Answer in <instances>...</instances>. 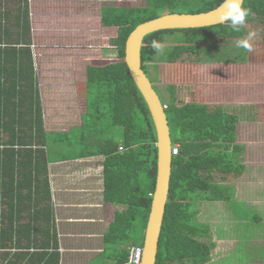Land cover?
Listing matches in <instances>:
<instances>
[{
    "label": "trees",
    "instance_id": "1",
    "mask_svg": "<svg viewBox=\"0 0 264 264\" xmlns=\"http://www.w3.org/2000/svg\"><path fill=\"white\" fill-rule=\"evenodd\" d=\"M7 1L10 0H0V264H59L57 235L40 230V222H50L52 216L45 150L55 138L43 128L30 48L29 12L19 9L13 15V8L5 6ZM142 2V6L107 5L101 8V26L116 28L115 37L110 39L116 59L85 69V88L93 102L89 101L83 128L90 134L106 131L121 137L120 141L114 135L106 140L100 138L92 152L104 157L103 198L122 206L102 239L105 246H113L111 254L108 249L104 251L114 264H129L126 247L143 245L157 168L156 136L151 116L124 61L126 39L140 23L165 13L205 12L219 6L222 0ZM180 5L182 8L177 9ZM244 6L251 14L240 32L233 31L227 24H217L159 30L143 38L141 68L146 75L152 68L156 78L157 54L150 47L151 41L156 39L163 43L166 35L179 34V43L166 54V67L160 79L168 88L170 101L159 97L161 103L167 105L164 111L170 137L172 144H178L179 153L172 156L156 264H191L208 259V245L195 239L198 230L204 231L206 226L195 221L196 212L189 203L194 197L209 198L210 184L199 176L198 171L203 168L243 171L242 166L229 162L227 154L210 150L216 142H207L208 139L232 142L223 136L224 133L233 135L224 124L235 118L219 110L209 113L201 103L178 102L177 88H181V78L189 80L187 70L182 69L178 76L170 78L169 83L167 74L170 70L167 69H173L171 63L175 60L189 61L199 53V44L206 39H238L254 33L252 43L264 44V0H244ZM149 80L155 89L152 79ZM120 146L122 150H119Z\"/></svg>",
    "mask_w": 264,
    "mask_h": 264
},
{
    "label": "crops",
    "instance_id": "2",
    "mask_svg": "<svg viewBox=\"0 0 264 264\" xmlns=\"http://www.w3.org/2000/svg\"><path fill=\"white\" fill-rule=\"evenodd\" d=\"M5 3V6L13 8L11 10L13 15L19 9L20 11L26 10L29 12V21L32 20L31 0H10ZM100 18L101 15L99 16V22ZM178 35H168L169 38H174L171 49L176 43H179ZM32 37L34 35L31 32ZM238 39L228 38L219 41L206 39L199 44V53L193 55L189 61L183 62L186 64L201 65L198 67L200 72L197 70L192 73L189 70L187 71L189 80H195L198 88H177V94L181 92L183 95V98L177 96V101L201 103L205 105L209 113H214L216 110H219L226 116L235 118L233 122L229 121L224 124L226 129L233 131V135L224 133L223 136L232 139V142L226 141L229 142L226 143L210 139L207 142H216V146L213 145L210 150L227 154L229 162L242 166L243 171L225 172L214 168L200 169L198 171L199 176L210 184V190L207 195L209 198L194 197L189 200V203L193 205V209L196 212L195 221L197 223H199L196 217L198 213L197 206L201 202L203 204L207 203L210 211H212V207H218L220 205H224L225 212L230 208L231 214L229 216L225 215L223 218L227 220L225 222L229 225L231 224L229 221H236L237 223L234 225H240V249L243 254L251 251L252 255L250 257L247 255L246 259L245 257L242 259L235 258L233 262L223 261L228 252L225 250L226 245L221 244L222 237L219 234L215 236L218 239H213L209 233L208 225L199 223L205 225L206 229L204 231L198 230L195 239L205 242L208 245L209 254L207 256L208 259L191 264H254L256 258L261 259L264 256V249L261 245L253 244V247H250L248 251L244 240L249 239L251 236L254 238L258 236L259 232H264V190H261L259 184H253L254 181L250 183L252 176L248 167V164H253L255 160H258L259 155H264V146L260 145L258 140L260 128L264 129V118H262L263 121H261V118L258 119L257 116L262 112L259 106H254V104H258L260 100L264 99V88H254V82L252 83L251 79L242 77V74L246 71L247 52L242 49L237 50L235 41ZM34 43L35 41L32 38L30 48L33 54V65L40 105H42L43 128L45 132L52 133L55 138L51 142V148L49 149L48 147L45 150L48 160L46 177L48 180L50 193L49 205L52 216L50 222H40V230L49 231L57 235L59 244L58 251L60 253L59 264H77L76 261L66 262L64 260V253L68 250L63 246V238H75L79 236L101 238L100 246L98 247L85 245L70 249L72 252L81 254L84 252L90 253V255H87L89 260L85 263L79 262V264H114V261L110 260L104 251V249H108L109 254L113 246H105L102 239L109 224L113 221L115 213L122 206L105 201L103 198L104 157L101 154L93 155L94 153H92L96 150L93 146H98V140L100 138L106 140L108 136H113L114 134L110 132L106 133V131H100L101 134L97 131L91 132L90 134V131L88 132L82 126L84 117L87 114V107L89 108V101L93 102V98L89 96L90 94H88L87 88H85L86 68L82 70L83 73H76V71H80V62L84 60L83 48H80L78 45H71V47L65 48L69 49V52H66L69 67L65 68L68 70L66 71L67 74L64 77H60L61 83H59L54 81L55 79L52 76L54 73L50 74L54 70L50 61L46 60L43 65L44 68L42 69L38 66L34 55ZM108 43L110 45V40ZM252 44L254 49L255 46L258 48L261 47L264 53V44ZM112 47L115 48L114 46ZM215 49H219V51L213 57ZM229 49H233V51ZM104 51L106 55H110L109 53L112 56L114 55L113 50L107 49ZM258 56L259 54L255 57L254 63H256ZM114 57L116 59V55ZM260 58L264 59L262 56ZM113 59L104 57L98 60L96 58V63L102 62V64L91 63L86 65V67L89 65H105L112 62ZM70 62H76L75 66L73 65L74 68H72V64L70 66ZM171 64L176 73L175 68L182 64V61L178 59ZM223 68H229L230 71L235 70L237 75L232 77L233 79L237 78L239 81L236 82L237 86L246 83L245 85L247 87L253 88H244L243 86V88H222L229 83V79L223 74ZM180 71L176 73V76H178ZM74 72L76 76L73 74ZM41 73L46 75L48 80H50L49 82L47 81L48 84L54 85L55 88H40V80L43 78ZM219 74L221 75L220 77L218 76ZM231 75L232 73L228 77H231ZM240 78L242 79L240 80ZM222 79H226V82L221 81ZM61 85L62 87H60ZM159 89L162 97L167 102L170 101L168 88ZM196 95L199 97L197 100H194V97H197ZM94 135L95 137H93ZM114 136L118 141L121 140L119 135ZM55 146L58 148H54ZM52 147L55 151H52ZM245 190L250 192V198L248 200L243 199ZM247 205L252 206L254 212L252 220L250 216L247 218V213H241L240 218L236 215L233 216L236 213V210L233 211L235 208ZM259 229L260 231L257 232ZM223 241L226 242V240ZM218 242L220 244H217ZM132 246L126 247L128 249V255ZM118 247L121 246L119 245Z\"/></svg>",
    "mask_w": 264,
    "mask_h": 264
},
{
    "label": "rangeland",
    "instance_id": "3",
    "mask_svg": "<svg viewBox=\"0 0 264 264\" xmlns=\"http://www.w3.org/2000/svg\"><path fill=\"white\" fill-rule=\"evenodd\" d=\"M143 2L142 0H31L32 20H30V23L32 27L31 32L34 35V37L32 38L35 41V43L33 44L34 55L38 66L40 67V69H42L44 68V62L46 60L50 61V64H52V66L54 67V70L51 71L50 74L54 73L52 75L53 79H55L54 81L61 83L60 77L66 76V71L68 70L65 68L69 67V62L67 60L68 56L66 55V52H69V49H65L66 47H71V45H78L80 48H83L84 60H80V71H76V73H83L82 70H84V68H86V65L88 64H102V62L96 63V58H98V60L99 58L104 57L115 59V49L109 45L108 41L116 35V28H104L101 26L99 22L101 8L107 5H115L118 7L142 6ZM179 8H182V5L177 7V9ZM169 36L166 35L163 40V44L165 45L164 53L157 54L155 57L156 78L153 77L155 76V72L152 68L150 71H148L149 76L147 75L149 79H152L155 91L161 97V99L163 97L159 88H165V86L162 82H160V79L163 77L164 74L162 73V71L166 67V54L171 49L172 41L174 39L169 38ZM107 49L113 50L114 55L112 56L111 53H109L110 55H106V52L104 50ZM229 50L233 51V49ZM262 50L263 49L261 47L258 48L257 46H255V49L253 48V51L251 53L246 54L247 65L245 70L247 72L244 71L242 77L251 79L252 83L254 82V88H264V59L260 58V56L264 58V53ZM218 51L219 49H215L213 57H215V53L218 54ZM258 54V59H256L257 61L256 63H254L253 61L255 60V57H257ZM75 63L70 62V66L72 64V68H74ZM200 66L201 65L197 64L194 65L182 63L176 66L175 69L176 73L182 69L187 71L189 70L192 73L196 70L200 72V70L198 69V67ZM157 69L158 71H160V73L157 72ZM223 69V74H225L224 76L229 79V83L228 85H226L225 87L223 86L222 88H253L247 87L245 85L246 83L237 86L236 82L239 81L237 80V78L233 79L232 77H235L237 75L235 73V70L230 71L229 68ZM167 70H170V74H167L165 71V73L169 77L167 78V80L170 83V78L176 77V73L171 68ZM231 73L232 78L228 77V75H230ZM73 74L75 75V72ZM41 75L43 78H41L40 80V88H55L54 85L48 84L50 80H48L46 75H44L43 73H41ZM218 76L220 77L221 75L219 74ZM241 79L242 78H240V80ZM181 81V88H198L197 84H195V80L191 81L181 78ZM221 81L226 82V79H222ZM70 83L72 82L70 81ZM60 87H62V85ZM177 96L183 98L181 92H178ZM198 97L199 96L194 97V100H197ZM254 106L260 107V111L262 113L259 114L257 117L258 119L261 118V121H263L262 118H264V99L260 100L258 104H254ZM258 134L259 143L260 145L264 146V129L260 128V132ZM50 148L51 146L49 147V149ZM54 148L58 147L55 146ZM54 148L52 147V151H55ZM248 165L249 171L251 172L252 176L250 183L254 181L253 184H259L261 190H264V155H259L258 160H255L253 164ZM257 170H259V172H257ZM244 194L245 195L243 199L248 200L250 198V192L248 190H245ZM197 208L198 213L196 217L198 219V222L208 225L209 233L211 234L212 238L218 239L215 236L220 234V237H222L223 240H226V242H224L223 240L221 241V244L226 245L225 250H227L226 252H228L226 253V257L223 259V261L233 262L235 258L242 259L243 257H245L246 259L247 255L248 257H250L252 255V252L249 251V249L250 247H253V244L261 245L264 249V232H259L258 236H255L254 238L250 234L251 237L249 236V239H244L246 242V248L249 252L244 254L242 253V250L240 249L241 238L239 237L241 230L240 225H234L237 223L236 221H229V223H231L229 225L225 222L227 220H224L223 218L225 217V215L229 216L231 214L230 208H228L225 212L224 205H220L218 207H212V211H210L208 204H203L202 202L199 203ZM235 210L236 213H234L233 216L236 215L240 218L241 213H247V218L250 216V219L252 220L254 213L252 206H240V208H235L233 211ZM26 221L27 220H24L23 222ZM258 231H260V229L257 230V232ZM100 239L101 238L99 237L87 238L84 236H79L75 238L64 237L63 246L68 250L64 253V260L66 262L76 261L77 264H79V262H87V260H89L87 255H90V253L84 252L83 254H81L78 252H72L70 249L82 247L85 245H94L95 247H98L100 246ZM22 242L25 243V240H23ZM217 244H220V242H218ZM255 261L256 262L254 264H264V256L261 259L256 258Z\"/></svg>",
    "mask_w": 264,
    "mask_h": 264
},
{
    "label": "water",
    "instance_id": "4",
    "mask_svg": "<svg viewBox=\"0 0 264 264\" xmlns=\"http://www.w3.org/2000/svg\"><path fill=\"white\" fill-rule=\"evenodd\" d=\"M220 5L199 13H165L137 25L130 32L125 42L124 61L150 113L157 148L156 180L145 227L141 264H156L158 242L168 199L172 169L170 129L160 97L141 68L140 49L142 41L147 34L159 30L201 28L220 24L216 11Z\"/></svg>",
    "mask_w": 264,
    "mask_h": 264
},
{
    "label": "clouds",
    "instance_id": "5",
    "mask_svg": "<svg viewBox=\"0 0 264 264\" xmlns=\"http://www.w3.org/2000/svg\"><path fill=\"white\" fill-rule=\"evenodd\" d=\"M218 23L227 24L235 32H240L247 24L251 10L244 6V0H222L220 7L216 10ZM254 33H248L247 37L235 41V47L247 53L253 51L252 37ZM150 47L156 54H163L165 45L153 39Z\"/></svg>",
    "mask_w": 264,
    "mask_h": 264
},
{
    "label": "built area",
    "instance_id": "6",
    "mask_svg": "<svg viewBox=\"0 0 264 264\" xmlns=\"http://www.w3.org/2000/svg\"><path fill=\"white\" fill-rule=\"evenodd\" d=\"M163 109L167 108L166 104H162ZM119 150H122L120 147ZM179 153L178 144L171 145V155H177ZM143 247L142 246H132L129 250L128 263L129 264H141Z\"/></svg>",
    "mask_w": 264,
    "mask_h": 264
}]
</instances>
